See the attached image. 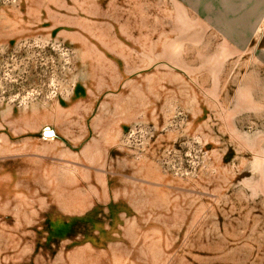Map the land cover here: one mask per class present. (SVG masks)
Segmentation results:
<instances>
[{
    "label": "rangeland",
    "instance_id": "rangeland-1",
    "mask_svg": "<svg viewBox=\"0 0 264 264\" xmlns=\"http://www.w3.org/2000/svg\"><path fill=\"white\" fill-rule=\"evenodd\" d=\"M0 264H264V0H0Z\"/></svg>",
    "mask_w": 264,
    "mask_h": 264
},
{
    "label": "water",
    "instance_id": "water-1",
    "mask_svg": "<svg viewBox=\"0 0 264 264\" xmlns=\"http://www.w3.org/2000/svg\"><path fill=\"white\" fill-rule=\"evenodd\" d=\"M44 134H52V131L45 132Z\"/></svg>",
    "mask_w": 264,
    "mask_h": 264
}]
</instances>
